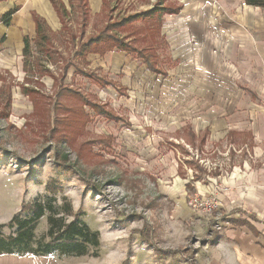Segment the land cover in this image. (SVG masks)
Wrapping results in <instances>:
<instances>
[{
    "label": "rangeland",
    "instance_id": "374dc122",
    "mask_svg": "<svg viewBox=\"0 0 264 264\" xmlns=\"http://www.w3.org/2000/svg\"><path fill=\"white\" fill-rule=\"evenodd\" d=\"M157 2L108 0L101 12L92 7L86 35L101 28L109 13L118 18ZM167 3L183 4L186 15L140 21L147 31L161 27V34L156 30L138 44L155 47L163 74L126 52L96 55L90 65L75 57L82 15L70 2L68 28L53 27L51 54L32 36L27 56L11 51L10 59L0 47V224L24 203L49 198L47 185L57 180L62 192L53 202L66 196L100 233L98 250L84 256L0 254V264H237L231 243L223 241L232 225L223 196L238 185L249 188L246 177L264 157V8L246 0ZM244 16L258 18L259 31L247 29L254 50L247 57L233 48L226 61L220 48ZM73 61L116 85L96 83ZM68 86L75 91L66 93ZM237 97L248 105L234 107ZM208 125L211 132L201 143L198 136ZM253 127L262 132L257 156L248 132L223 139L229 129ZM63 159L67 171L58 168ZM48 227L45 215L36 234Z\"/></svg>",
    "mask_w": 264,
    "mask_h": 264
},
{
    "label": "trees",
    "instance_id": "16d2710c",
    "mask_svg": "<svg viewBox=\"0 0 264 264\" xmlns=\"http://www.w3.org/2000/svg\"><path fill=\"white\" fill-rule=\"evenodd\" d=\"M49 1H51L57 16L60 18L62 28H68L67 24L70 15L66 3L61 0ZM69 1L71 8L78 9L79 15H82L80 24L81 35L79 38L80 47L78 46L80 49L76 50L74 53L75 57L83 59L87 65H90V61L87 59L88 55L99 54L103 56L110 51L116 50L136 55V57L142 59L149 71L163 74L164 71H161L159 67L155 47L138 46L139 42H149L150 37H154L157 29L147 31L140 21L153 17L160 18L161 21L167 14H180L183 4L177 5L175 3H167L168 0H157L158 2L150 9L128 13L122 17L116 18L113 14L109 13L107 15V22L104 23L101 28L86 35V28L91 18L89 0H77L78 4L76 0ZM107 3L108 0H105V6ZM246 3L250 6L264 8V0H246ZM19 9V6L10 8L1 16V21L5 25L10 24L12 16L19 11ZM32 17H34L37 31L35 40H37V43H40L39 45H43V49L47 51L48 54H51L53 52L52 49L55 48L52 37L55 31L50 29L45 18L38 13L34 12ZM160 26L159 24V27ZM142 32L144 33L142 34ZM157 33L161 34V27L160 30H157ZM74 37L72 35L73 41L75 39ZM24 46L22 55L27 56L30 53L29 36L24 37ZM72 65H78L79 67L75 66L76 71L80 70L81 73H84L96 83L98 82L103 86L111 84L116 85L113 79L102 77L91 70H85L76 62ZM67 69L68 67L64 68L65 72ZM64 89H67L66 93H68V91H75L70 86L64 87ZM60 95H62L61 92L58 93V96ZM84 99L101 114L108 116L111 114L99 103L95 104L90 102L87 98ZM209 132V128H207L204 132L200 133L198 136L199 142H205ZM230 133L231 131L229 134ZM189 137L190 143L195 144L197 135L192 129L189 130ZM62 161L63 162H58V168L64 171L69 170L67 162L64 159ZM47 189L50 192L49 198L38 197L28 201V203H24L21 210L13 215V218L8 224H0V254H32L44 256L60 253V255L66 256H84L87 255L92 248L96 249V251L98 250L100 246V233L91 229L89 224L81 218L82 213L74 210L73 204L67 200L66 196H63L60 204L54 203L56 201V194L62 192L61 186L57 180L51 181L47 185ZM45 215L48 219L49 227L43 235L39 236L36 234V229ZM69 217L71 219H69ZM5 227H9L11 231L5 233Z\"/></svg>",
    "mask_w": 264,
    "mask_h": 264
},
{
    "label": "crops",
    "instance_id": "0c3cea01",
    "mask_svg": "<svg viewBox=\"0 0 264 264\" xmlns=\"http://www.w3.org/2000/svg\"><path fill=\"white\" fill-rule=\"evenodd\" d=\"M68 6L69 0H61ZM90 9L95 7L96 11L101 12L105 6V0H89ZM19 6L20 9L13 16L11 23L5 25L1 19L2 15L6 13L10 8ZM188 6V5H187ZM186 6V7H187ZM256 7V6H253ZM102 8V9H101ZM150 9V8H149ZM255 10V9H254ZM199 11V10H198ZM38 13L40 16L44 17L48 25L52 30H55L53 27H57L60 22L59 16L49 0H6L0 1V47L7 52V56L12 58L11 51L16 54H23L24 49V37L32 36L36 37V25L33 13ZM98 12V13H99ZM185 9L182 8L180 14H167L166 16H180L184 14ZM135 13V12H134ZM167 18V17H166ZM247 17L244 16L243 22L239 28L234 27L229 30V37L231 42L224 43L220 48V52L225 55V60L231 59V54L227 51L235 49L238 54L246 55L249 57L250 53L253 52V44L255 43L249 40L247 37V29L253 30L254 33H257L259 30L258 18L254 20L251 18L249 21L246 20ZM260 23V22H259ZM62 25V24H61ZM165 29L170 30L171 25H164ZM262 27V25H260ZM57 31V30H55ZM231 33V34H230ZM16 37V42H14ZM31 38V37H30ZM255 38L258 40L256 47L260 52V39L259 34L255 35ZM33 39V38H31ZM188 47L187 45H184ZM110 51L109 53L103 56H111V53H119L123 55L125 52L120 51ZM262 51V50H261ZM182 55H189L190 53H185L181 51ZM227 52V53H226ZM230 56H228L229 54ZM96 55L103 57L99 54H90L88 55L89 61H92L91 57H96ZM219 55H221L219 53ZM222 56V55H221ZM224 58V56H222ZM262 80L264 82V67H262ZM264 86V85H263ZM248 93L252 96H256V93L250 89H246ZM242 91V90H240ZM264 93V89H263ZM264 97V94H263ZM245 99L237 97V99L232 100V105L234 107H243L248 104H243ZM249 103V102H247ZM243 104V105H242ZM209 131L211 128L208 125ZM204 129V130H205ZM231 133L229 134V132ZM201 132V131H200ZM248 132L251 136L253 144L251 146V152L257 156L259 146L257 142L261 131H257L254 127L250 129L236 130L229 129L226 131V134L221 136L223 139L233 138L234 135L240 136L242 133ZM229 134V135H228ZM211 135V134H210ZM243 164H241L242 166ZM235 166V165H234ZM234 166H232L234 168ZM256 170L246 177L250 187L244 189V187L237 186V189L232 191L228 196H223L226 204L230 207V213L226 221L231 223L229 231L226 234V239H223L226 243H231L229 246L230 253L232 258H235L237 264H264V243L261 242V237L264 238V157L259 161V165L255 167ZM260 185V190L254 188V185ZM252 187V188H251ZM250 210V212L248 210ZM238 212V213H237ZM222 241V242H223Z\"/></svg>",
    "mask_w": 264,
    "mask_h": 264
},
{
    "label": "built area",
    "instance_id": "2783aa9c",
    "mask_svg": "<svg viewBox=\"0 0 264 264\" xmlns=\"http://www.w3.org/2000/svg\"><path fill=\"white\" fill-rule=\"evenodd\" d=\"M194 200H197V198H194Z\"/></svg>",
    "mask_w": 264,
    "mask_h": 264
}]
</instances>
